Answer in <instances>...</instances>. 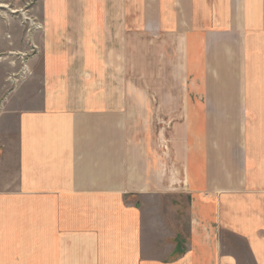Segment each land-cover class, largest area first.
<instances>
[{
    "label": "crops",
    "instance_id": "1",
    "mask_svg": "<svg viewBox=\"0 0 264 264\" xmlns=\"http://www.w3.org/2000/svg\"><path fill=\"white\" fill-rule=\"evenodd\" d=\"M32 2L0 264H264V0Z\"/></svg>",
    "mask_w": 264,
    "mask_h": 264
},
{
    "label": "rangeland",
    "instance_id": "2",
    "mask_svg": "<svg viewBox=\"0 0 264 264\" xmlns=\"http://www.w3.org/2000/svg\"><path fill=\"white\" fill-rule=\"evenodd\" d=\"M32 1L0 0V98H6L29 75L23 56L29 53L23 50L35 25L28 14L43 11V5ZM10 182L0 177V189H6Z\"/></svg>",
    "mask_w": 264,
    "mask_h": 264
}]
</instances>
